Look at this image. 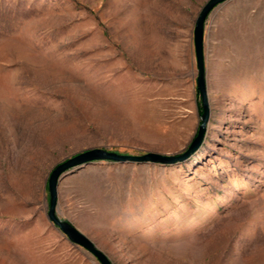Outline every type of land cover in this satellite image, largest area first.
Instances as JSON below:
<instances>
[{
  "label": "rangeland",
  "instance_id": "obj_1",
  "mask_svg": "<svg viewBox=\"0 0 264 264\" xmlns=\"http://www.w3.org/2000/svg\"><path fill=\"white\" fill-rule=\"evenodd\" d=\"M209 0H0V264H101L48 219L83 151L176 155L201 121L194 28ZM210 119L172 165L65 174L57 215L113 264H264V0L205 23Z\"/></svg>",
  "mask_w": 264,
  "mask_h": 264
},
{
  "label": "water",
  "instance_id": "obj_2",
  "mask_svg": "<svg viewBox=\"0 0 264 264\" xmlns=\"http://www.w3.org/2000/svg\"><path fill=\"white\" fill-rule=\"evenodd\" d=\"M228 0H209L202 9L194 28V47L198 67L197 89L202 101L201 121L196 136L187 150L176 154L167 155L149 152L144 155H126L109 151L103 148H94L78 153L64 162L58 164L50 175L48 180L49 190V221L58 228L72 243L88 250L101 264H113L109 257L101 251L93 241L79 231L71 222L62 220L57 215L58 189L61 178L74 168L95 162V161H113L120 163H150L172 165L183 162L190 158L203 144L206 136L208 122L210 119V107L206 81V66L204 54L205 41V23L211 11L221 3Z\"/></svg>",
  "mask_w": 264,
  "mask_h": 264
}]
</instances>
